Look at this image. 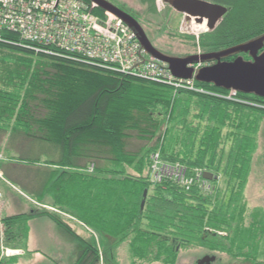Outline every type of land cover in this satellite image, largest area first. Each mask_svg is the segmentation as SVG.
Wrapping results in <instances>:
<instances>
[{
  "label": "trees",
  "instance_id": "obj_1",
  "mask_svg": "<svg viewBox=\"0 0 264 264\" xmlns=\"http://www.w3.org/2000/svg\"><path fill=\"white\" fill-rule=\"evenodd\" d=\"M208 1L229 11L207 34V52L264 33V0ZM96 13L104 15L100 8ZM19 42L0 29V150L6 154L0 156V190L15 179V162L40 160L24 149L39 150L50 156L49 164L26 174L32 175L31 191L51 198L54 211L3 218L6 247L22 250L28 222L47 216L77 244L73 264H119L124 242L134 259L162 264L176 263L178 245L240 256L249 247L256 254L264 238L260 210L250 215L251 226L243 225L263 98L237 93L229 99L230 92L199 82L201 91L175 90ZM155 153L183 167L185 180L154 181ZM205 172L217 178L209 181ZM65 218L96 237L84 239ZM225 231L229 242L207 241Z\"/></svg>",
  "mask_w": 264,
  "mask_h": 264
},
{
  "label": "rangeland",
  "instance_id": "obj_2",
  "mask_svg": "<svg viewBox=\"0 0 264 264\" xmlns=\"http://www.w3.org/2000/svg\"><path fill=\"white\" fill-rule=\"evenodd\" d=\"M117 7L127 10L137 19L144 28L147 36L152 44L159 50L178 56L194 55L206 53L210 48L207 34L212 33L222 22H220L213 31H208L207 27L204 31H197L187 26L185 16L173 10L171 6L166 4L164 0H108ZM188 27V28H187ZM205 37V38H203ZM3 138L0 135V139ZM0 142V148L2 147ZM26 156L40 158V160L32 163L15 162L19 164L18 172L15 179H10L7 184H1V193L8 199L11 208L1 217L5 218L10 214L30 213L32 211H54L51 205V198L41 199L36 193L31 191L32 175L26 173H35L38 166L49 164L51 159L49 155L43 154L41 151L33 149H24ZM15 154V152H13ZM6 157V154L0 150V156ZM0 157V159L2 158ZM11 163V159L6 158ZM26 162V163H25ZM6 164V161L3 162ZM3 198V197H2ZM11 201V202H10ZM245 201L248 206V214L246 216L245 227L251 226V214L260 210L261 219L264 218V122L262 124L258 136V149L253 158L252 171L249 177V182L245 190ZM8 208H3L4 210ZM70 223L75 231L84 239H90L96 235L79 222L65 218ZM29 237L23 241V249L6 247L5 243L0 242V257L5 258L2 264H73L75 261L77 244L63 234L59 228L47 216L34 218L28 222ZM2 225H0L1 237ZM3 225V230H4ZM257 244V243H256ZM259 245V246H258ZM258 248L254 252L257 257L251 259H236L237 261L228 262V254L222 250H216L215 253L222 257L229 264H264V238ZM3 248H9V255L5 256ZM23 252V253H22ZM244 253H249V247L243 249ZM18 253V254H15ZM209 251L203 247L189 246L181 247L178 253V258L175 264H196L197 259ZM238 250L234 251L237 254ZM240 257L239 255H234ZM223 260V261H224ZM255 260V261H254ZM117 261L119 264H162L160 262L140 261L132 257L129 249V243L124 242L117 249ZM100 264H104L101 262Z\"/></svg>",
  "mask_w": 264,
  "mask_h": 264
},
{
  "label": "built area",
  "instance_id": "obj_3",
  "mask_svg": "<svg viewBox=\"0 0 264 264\" xmlns=\"http://www.w3.org/2000/svg\"><path fill=\"white\" fill-rule=\"evenodd\" d=\"M97 9L84 0H0V29L16 34L21 45L38 51L81 59L175 90L201 91L195 80L174 77L167 64L150 57L122 20L105 11L98 15ZM236 94L230 91L227 98ZM258 106L264 108V104ZM152 160L154 181L185 180L183 167L163 163L159 153L152 155ZM2 176L0 170V179ZM3 249L5 256L14 254L9 255V248Z\"/></svg>",
  "mask_w": 264,
  "mask_h": 264
},
{
  "label": "water",
  "instance_id": "obj_4",
  "mask_svg": "<svg viewBox=\"0 0 264 264\" xmlns=\"http://www.w3.org/2000/svg\"><path fill=\"white\" fill-rule=\"evenodd\" d=\"M88 1L122 20L135 34L141 48L153 59L167 64L174 77L193 79L199 83L213 84L228 92L249 94L264 99V33L217 51L178 56L157 49L142 25L125 10L108 0ZM164 2L176 12L183 14L188 23L193 20L196 24L205 23L208 31H213L229 11L228 7L208 0H164ZM245 54H248L250 59H246ZM231 58L234 59L229 60ZM201 65L203 66L195 67ZM203 177L209 181L217 178L209 172H205ZM144 196L146 197V192ZM214 259L210 258L206 262L210 263ZM204 262L205 260L202 261Z\"/></svg>",
  "mask_w": 264,
  "mask_h": 264
},
{
  "label": "flooded vegetation",
  "instance_id": "obj_5",
  "mask_svg": "<svg viewBox=\"0 0 264 264\" xmlns=\"http://www.w3.org/2000/svg\"><path fill=\"white\" fill-rule=\"evenodd\" d=\"M264 50V49H263ZM262 51H260V53H261ZM244 57L246 58V59H250V57H249V55L248 54H245L244 55ZM234 58H231V59H229V60H233ZM203 65H201V66H195L196 68H198V67H202ZM209 233H214V232H212V231H209ZM211 239H213V240H215V239H217V240H219L220 242H222L223 244H225L227 241L229 242L230 241V239H231V233L230 232H228V231H225V232H220L219 233V235L218 236H214L213 234H212V238H210V239H205V240H207V241H209V240H211ZM204 249H206V250H208L209 251V253L208 254H204L202 257H200V258H198L197 259V262H196V264H200V263H202V261L203 260H205V262L204 263H202V264H229V263H227V261L226 260H224L222 257H219L216 253H215V251L216 250H212L211 248L209 249V248H207V247H203ZM226 249V248H225ZM181 250V247H180V245H178L177 247H176V251L177 252H179ZM225 252H227V256L226 257H228V262H230V260H232V261H237L236 259H244V260H247V259H251V258H255V257H257L258 256V254H247V253H245L244 255H239L240 257H236V256H234L233 254H230L229 253V251H227V250H224ZM210 258H215L213 261H210V263H208V262H206L208 259H210ZM224 260V261H223ZM255 261V260H254Z\"/></svg>",
  "mask_w": 264,
  "mask_h": 264
},
{
  "label": "crops",
  "instance_id": "obj_6",
  "mask_svg": "<svg viewBox=\"0 0 264 264\" xmlns=\"http://www.w3.org/2000/svg\"><path fill=\"white\" fill-rule=\"evenodd\" d=\"M3 144V143H2ZM3 197V198H2ZM11 202V201H10ZM10 205V203H9V201H8V199L7 198H5V195H2L1 196V198H0V225H2V229H1V237H0V242H1V240H2V236H3V233H4V230H3V223H2V217H1V215L2 214H4V213H6V211H9L11 208H8L7 206H9ZM8 208L7 210L5 209H3V208ZM13 215H17V214H10V216H13ZM8 217H9V215H8ZM53 222V221H52ZM54 223V222H53ZM55 224V223H54ZM56 225V224H55ZM80 225H83L82 223H80Z\"/></svg>",
  "mask_w": 264,
  "mask_h": 264
},
{
  "label": "bare ground",
  "instance_id": "obj_7",
  "mask_svg": "<svg viewBox=\"0 0 264 264\" xmlns=\"http://www.w3.org/2000/svg\"><path fill=\"white\" fill-rule=\"evenodd\" d=\"M187 26L188 27H191V28H193V29H195L197 31H204V30H206V24L205 23L204 24H196L194 22V20L192 22L187 23Z\"/></svg>",
  "mask_w": 264,
  "mask_h": 264
}]
</instances>
